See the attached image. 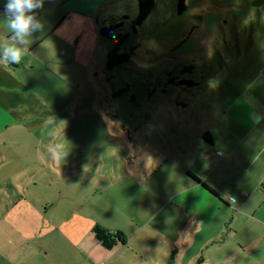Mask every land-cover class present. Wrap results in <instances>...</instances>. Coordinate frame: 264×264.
<instances>
[{"label":"rangeland","instance_id":"374dc122","mask_svg":"<svg viewBox=\"0 0 264 264\" xmlns=\"http://www.w3.org/2000/svg\"><path fill=\"white\" fill-rule=\"evenodd\" d=\"M123 1L122 10L132 16L134 0ZM155 1L135 29L121 20L101 35L102 17L94 30L66 13L70 0H45L38 12L45 30L35 34L29 53L19 64L0 62V205L8 194L21 198L31 181L21 184L16 175L11 187L7 177L15 169L42 170L35 195L51 202L42 213L50 221L72 208L89 212L79 206L84 199L106 208L128 198L125 187L137 169H183L192 160V139L232 92L227 79L237 66L225 60L219 40L230 32L212 19V8L192 9L222 5L219 0H183L178 13L177 0ZM124 31L118 48L130 50L129 59L107 68V50ZM7 43L0 15V46ZM185 67L191 72L181 78L198 84L181 89L167 82L169 73ZM8 207L0 206V215ZM235 237L226 239L232 249ZM255 249L248 258L235 250L231 264H259Z\"/></svg>","mask_w":264,"mask_h":264},{"label":"crops","instance_id":"0c3cea01","mask_svg":"<svg viewBox=\"0 0 264 264\" xmlns=\"http://www.w3.org/2000/svg\"><path fill=\"white\" fill-rule=\"evenodd\" d=\"M218 2L222 5L192 9L212 8V19L226 24L230 37L219 40L225 60L237 69L235 80L227 79L233 84L230 96L192 139V160L183 169H137L133 184L125 187L128 198L106 208L84 199L79 206L89 212L72 208L50 221L42 213L51 202L35 195L42 170L10 171L11 187L16 175L21 184L31 181L21 198L8 194L0 205L9 206L0 215V264H166L170 255L171 264H231L235 250L248 258L254 248L256 262L264 264V0ZM124 4L70 0L66 13L94 30L99 17L101 27L112 28L135 17L137 1L132 16L122 10ZM94 224L120 230L124 242L103 246L92 232ZM234 235L232 249L226 239Z\"/></svg>","mask_w":264,"mask_h":264},{"label":"clouds","instance_id":"9594fccd","mask_svg":"<svg viewBox=\"0 0 264 264\" xmlns=\"http://www.w3.org/2000/svg\"><path fill=\"white\" fill-rule=\"evenodd\" d=\"M44 4L45 0H6L0 15L6 21L8 43L0 46V62L19 64L29 53L35 34L45 30V22L38 16Z\"/></svg>","mask_w":264,"mask_h":264},{"label":"trees","instance_id":"16d2710c","mask_svg":"<svg viewBox=\"0 0 264 264\" xmlns=\"http://www.w3.org/2000/svg\"><path fill=\"white\" fill-rule=\"evenodd\" d=\"M137 1V13L135 17L131 20L132 28L135 29L136 24H140L150 13L154 3L153 0H136ZM177 12H181L184 9L183 0L176 1ZM112 26V25H111ZM109 27H101L100 34L107 35ZM125 33H119L115 44L107 50L105 66L111 68L116 64H120L129 59L130 50L120 51L119 44L124 40ZM124 89L120 88L114 91V94H121ZM203 138L208 140V134L206 132L202 133ZM92 232L94 236L99 240V242L110 248L117 244L118 242H124V234L120 230H109L99 224H94L92 227ZM172 263V255L167 260L166 264Z\"/></svg>","mask_w":264,"mask_h":264},{"label":"flooded vegetation","instance_id":"af4514ba","mask_svg":"<svg viewBox=\"0 0 264 264\" xmlns=\"http://www.w3.org/2000/svg\"><path fill=\"white\" fill-rule=\"evenodd\" d=\"M191 72V70H189V71H187V67H185V69L182 71V72H177V71H175V72H173V73H169L168 74V77H167V82H170V83H174V84H177V85H179V88H181V89H184V88H186V87H188V86H184V85H182V84H179V83H177V80L179 79V78H181V77H185V76H183L184 74L183 73H190ZM186 74V75H187ZM186 77H189V76H186ZM195 81V80H194Z\"/></svg>","mask_w":264,"mask_h":264},{"label":"water","instance_id":"95a60500","mask_svg":"<svg viewBox=\"0 0 264 264\" xmlns=\"http://www.w3.org/2000/svg\"><path fill=\"white\" fill-rule=\"evenodd\" d=\"M118 24H120V23H115L114 25L116 26V25H118ZM185 68H181V70H180V72H182L183 70H184ZM189 70H191V67H187V71H189ZM177 83H179V84H182V85H184V86H191V85H195V84H198V81H194V80H192V79H186V78H179L178 80H177ZM177 104H181V105H183L184 103H181V102H176Z\"/></svg>","mask_w":264,"mask_h":264}]
</instances>
